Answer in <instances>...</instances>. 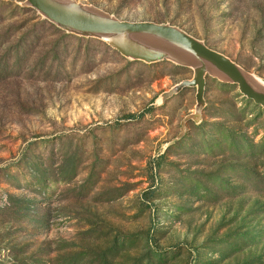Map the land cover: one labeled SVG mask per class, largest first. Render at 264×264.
Masks as SVG:
<instances>
[{
	"label": "rangeland",
	"instance_id": "rangeland-1",
	"mask_svg": "<svg viewBox=\"0 0 264 264\" xmlns=\"http://www.w3.org/2000/svg\"><path fill=\"white\" fill-rule=\"evenodd\" d=\"M24 1L0 0V264H264V108L167 39ZM49 1L172 24L264 88V0Z\"/></svg>",
	"mask_w": 264,
	"mask_h": 264
},
{
	"label": "water",
	"instance_id": "water-1",
	"mask_svg": "<svg viewBox=\"0 0 264 264\" xmlns=\"http://www.w3.org/2000/svg\"><path fill=\"white\" fill-rule=\"evenodd\" d=\"M24 4L35 9L50 22L76 33L149 34L167 39L214 65L221 71L227 82L238 87L243 96L264 108V88L251 80V77L235 61L172 24L152 21H122L112 17L84 14L61 9L49 0H25ZM164 55V52H152L148 56L136 54L135 57L156 61Z\"/></svg>",
	"mask_w": 264,
	"mask_h": 264
},
{
	"label": "trees",
	"instance_id": "trees-1",
	"mask_svg": "<svg viewBox=\"0 0 264 264\" xmlns=\"http://www.w3.org/2000/svg\"><path fill=\"white\" fill-rule=\"evenodd\" d=\"M26 8H28V9H33L32 7H30V6H25ZM33 10H35V9H33ZM36 11V10H35ZM232 84V83H231Z\"/></svg>",
	"mask_w": 264,
	"mask_h": 264
}]
</instances>
